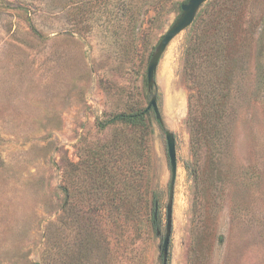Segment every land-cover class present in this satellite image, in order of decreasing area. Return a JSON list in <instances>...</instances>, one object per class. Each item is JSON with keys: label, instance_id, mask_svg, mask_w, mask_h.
Here are the masks:
<instances>
[{"label": "rangeland", "instance_id": "374dc122", "mask_svg": "<svg viewBox=\"0 0 264 264\" xmlns=\"http://www.w3.org/2000/svg\"><path fill=\"white\" fill-rule=\"evenodd\" d=\"M184 1L0 0V264H162L167 129L178 162L169 264H264V84L253 82L261 38L264 65V0L246 9L247 19H258L249 73L238 78L229 108L217 153L221 173H205L223 181L205 192H196L187 166L193 156L182 70L191 26L162 54L152 93L147 83L152 54ZM153 94L164 128L151 108L146 178L134 180L138 189L129 188L132 196L124 199L119 176L110 173L112 186L93 183L87 165L105 144L126 139L133 146L130 128L101 129L99 122L147 108ZM126 154L137 167L135 151ZM199 156L197 166L205 169V151ZM137 190L147 194V206ZM133 204L135 217L125 212Z\"/></svg>", "mask_w": 264, "mask_h": 264}, {"label": "trees", "instance_id": "16d2710c", "mask_svg": "<svg viewBox=\"0 0 264 264\" xmlns=\"http://www.w3.org/2000/svg\"><path fill=\"white\" fill-rule=\"evenodd\" d=\"M251 0H209L192 23L184 49L182 76L189 88V112L187 125L191 135V150L193 160L188 162V169L194 177L196 192L201 190H216L223 180L219 177L206 180L205 173L208 169L213 173H221V166L217 160V153L225 137L229 108L233 103L234 92L238 91V78L247 70L251 52L250 40L253 28L258 24L255 16L246 18V9ZM177 4V3H176ZM263 23L264 18H261ZM249 33V37L246 34ZM262 41V38H261ZM257 44L255 67L253 66V82L256 88L264 84V65L258 60L263 52V47ZM244 56V57H243ZM247 57V59H245ZM149 107L123 111L99 122L101 129L109 126L130 128L135 132V142L130 147L128 140L120 139L113 143L105 144L102 150L95 151L93 159L89 161L88 172L94 176L93 183L101 182L104 185H114V176H119L122 182L121 197L129 199L131 189H138L133 184H139L145 177V154L148 150V136L153 131L149 116ZM159 121V120H158ZM159 124L164 128L163 121ZM134 150L135 163L131 164L128 149ZM204 150L209 163L203 167L197 166L199 155ZM110 175V176H109ZM156 184V182H155ZM157 185V184H156ZM205 185V187H204ZM109 187V186H108ZM138 201L147 206L149 198L142 190H137ZM158 191H151V210L153 212L152 224L157 228ZM129 207L125 210L128 216H137L139 211ZM158 210V209H157ZM158 213V212H157ZM35 264H41L35 262ZM162 264L164 262L162 254Z\"/></svg>", "mask_w": 264, "mask_h": 264}, {"label": "water", "instance_id": "95a60500", "mask_svg": "<svg viewBox=\"0 0 264 264\" xmlns=\"http://www.w3.org/2000/svg\"><path fill=\"white\" fill-rule=\"evenodd\" d=\"M208 0H186L181 3V14L176 19L174 24L167 30V32L162 36L159 41L156 50L152 54L150 59L148 70H147V83L148 90L152 93L155 86V73L157 70V66L159 64L160 58L164 51L166 50L169 43L180 33L188 29L192 23L194 22L198 11L200 8L207 2ZM149 108H153L156 117L159 121H163L161 112L159 110L157 96L155 94L152 95ZM166 139H167V147H168V155L171 167V180H170V188H169V200L167 204V229L165 233V237L162 244V251L164 256V262L166 263L169 255V247H170V239L172 233V223H173V204H174V191H175V181L177 177V151H176V140L174 133L167 129L165 131ZM155 212V217L157 215V210ZM160 232H158L159 234Z\"/></svg>", "mask_w": 264, "mask_h": 264}]
</instances>
